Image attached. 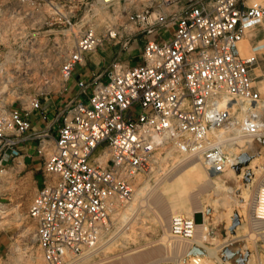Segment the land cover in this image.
Listing matches in <instances>:
<instances>
[{
	"label": "built area",
	"instance_id": "built-area-1",
	"mask_svg": "<svg viewBox=\"0 0 264 264\" xmlns=\"http://www.w3.org/2000/svg\"><path fill=\"white\" fill-rule=\"evenodd\" d=\"M93 2L115 22L100 27L94 14L76 22L63 9L48 13L46 0H0L1 28L16 34L20 17L31 29L51 26L62 38L73 36L57 77L45 79L38 96L66 92L86 55L104 44L117 47L116 58L100 72L75 82L74 97L50 123L53 136L47 130L29 134L28 115L41 110L39 98L20 100L16 108L0 100V172L20 168L19 148L30 139L42 161L41 187L27 215L44 264H66L95 250L156 155L173 149L219 175L238 164L223 149L224 137L264 135V101L251 76L264 44L246 55L240 48L247 30L264 24V0ZM134 58L139 62L126 63ZM41 118L46 120L44 112ZM249 217L253 230H264V190L256 193ZM193 222L173 216L169 233L189 238ZM196 256L192 263H201ZM213 263L225 264L224 255Z\"/></svg>",
	"mask_w": 264,
	"mask_h": 264
},
{
	"label": "rangeland",
	"instance_id": "rangeland-1",
	"mask_svg": "<svg viewBox=\"0 0 264 264\" xmlns=\"http://www.w3.org/2000/svg\"><path fill=\"white\" fill-rule=\"evenodd\" d=\"M46 1L48 13L55 8L63 9L76 22L91 14L95 15L92 21L100 27L105 23L115 22L110 11L96 5L93 0ZM261 1L248 0V3ZM182 3L180 1L177 5ZM19 20L16 34L10 31L11 28L0 26V62L5 69L0 75V100L10 108H16L20 100L27 103L33 98L43 100L56 95L53 91L42 96L37 94L45 79L57 77L60 59L74 45L73 36L70 34V37L62 38L58 33L59 28L49 26L31 29L26 26L24 18L19 17ZM263 29L264 24L256 30L263 33ZM45 31H48L47 37ZM166 31L162 29L161 34L167 35ZM241 44L243 51H247L248 45L244 41ZM141 45V41H137L136 51L141 50ZM115 50L110 47L99 54H95L99 50L91 53L93 55L88 63V70L98 73L101 58L110 60ZM246 54L248 53L245 52ZM132 61L134 64L139 62L136 58ZM252 78L264 101V49L259 52ZM66 96L64 94L60 98L65 101ZM237 134L224 137L226 143L223 149L237 158L238 164L231 169L232 174L227 170L223 174L210 176V185H204L196 198L183 200L182 208L176 206L173 193L176 197L180 195L186 198L196 183L183 177V181L172 182L171 185L167 179L177 168L192 160L204 167L198 160L173 149L156 155L152 167L135 180L132 200L112 216V227L99 246L82 256L67 259L66 264H100L103 260L101 258L108 259V263H117L122 257L138 253H146L139 264H193L195 255L201 256L199 264H214L220 254L224 255L225 264H264V230H253L249 217L256 193L264 190V135L249 137L240 132ZM18 170L20 169L5 170L7 173H3V178L0 179V203L3 204L0 235L4 237L0 248V264H43L35 240V224L27 215L36 193V185L32 179L23 177L22 174L18 176ZM156 194L162 195L166 207L172 209L167 214L165 224L158 220L156 211L150 204ZM164 194L168 195V201ZM128 208L131 209L127 210ZM177 212H186L187 217L194 219L196 237L205 239H179L182 249L179 253H170L167 249L168 237L170 241H178V238L169 233L168 225L170 218L176 216ZM235 218L238 219L236 227L240 224L242 227L231 230L230 226ZM158 248H161L160 255L152 252Z\"/></svg>",
	"mask_w": 264,
	"mask_h": 264
},
{
	"label": "crops",
	"instance_id": "crops-1",
	"mask_svg": "<svg viewBox=\"0 0 264 264\" xmlns=\"http://www.w3.org/2000/svg\"><path fill=\"white\" fill-rule=\"evenodd\" d=\"M260 26L247 30L243 38L244 44L248 45L247 51L245 50L246 53L250 52L251 47L264 44V29H263V33L258 32L256 30ZM241 46H243V44H241ZM241 46H240L241 51L245 55V52L243 51ZM110 47H112L113 50L114 48L116 49L112 56L113 58H111L108 61H106L107 59L104 60L103 58H101V60L99 61L101 63V67L98 72H100L101 68H103L106 64H108L109 62H111L112 60L116 58L117 47L111 44H104L99 49V51L95 53V54H99L101 52H105L106 49ZM92 55L93 54L91 53L86 55V66H80V65L75 66L72 72V75H71V79L68 84V89L66 92L58 93L54 95L53 97H48V98H44L43 100H40L41 110L30 111V114L28 115V118L31 124V131L29 132L30 135L41 133L44 130H47L48 133L52 136L55 135L56 129L54 128V126L52 125L50 126V123L52 119L56 116V114L61 110L62 105L66 103L69 99L74 97V94L76 92L75 82L80 79L86 78L90 73L93 72V71L88 70V63L91 60L90 58ZM258 59H259V53L257 55V62H258ZM131 62L133 61L128 60L126 63L134 64ZM254 69L255 67L251 70V76H252V72L254 71ZM64 94H67L65 101L60 98ZM42 112L46 114V120H43L41 118ZM35 149H36V141L34 139H30L26 141L22 146H20L19 148L20 157L17 159L21 163V166L19 168L20 170L17 171V175L19 176L22 174L23 177L32 179L36 185V191H37L41 187L42 161L36 155ZM4 165H7V164H4ZM3 240H4V237L0 235V248L2 247Z\"/></svg>",
	"mask_w": 264,
	"mask_h": 264
},
{
	"label": "bare ground",
	"instance_id": "bare-ground-1",
	"mask_svg": "<svg viewBox=\"0 0 264 264\" xmlns=\"http://www.w3.org/2000/svg\"><path fill=\"white\" fill-rule=\"evenodd\" d=\"M99 2H102L103 0H98ZM104 1H107V0H104ZM223 132L222 131H220L218 134H217V136L219 137L221 134H222ZM226 142H225V140L223 139L222 140V145L223 144H225ZM229 144V143H228ZM230 146V145H229ZM229 146H228V148H229ZM227 150V149H226ZM231 151H232V149H231ZM187 162V161H186ZM182 163V162H181ZM178 170H176L175 171V173L172 175V176H168L169 178L167 179V181L168 182H170V184L172 183V182H176V181H179V180H181V181H183V179H181V178H183V177H185L186 178V180L187 179H189L191 182L193 181V182H195L196 183V186H193V188H192V190L188 193V195L186 196V198H183V197H180V195H178L177 197H176V195L173 193V197L174 198H176L175 199V202H176V206L178 207V208H182V206H183V200H192V199H194V198H196L197 196H198V194H199V192L202 190V188L204 187V185L206 186H209L210 185V182H212V180L210 179V176H212L213 174L212 173H210L207 169H204V168H202V167H200L197 163H195V161L194 160H192V161H189L188 163H184L181 167H179V168H177ZM230 172V174H232V172H233V170H230L229 171ZM3 173H7L5 170L4 171H1L0 172V179H2L3 178ZM172 174V173H171ZM216 176V175H215ZM184 178V179H185ZM249 181H250V178H247ZM209 184V185H208ZM212 184V183H211ZM172 185V184H171ZM194 185V184H193ZM195 187V188H194ZM184 188V187H183ZM182 188V189H183ZM154 189V188H153ZM181 189V190H182ZM160 190V189H159ZM158 190V191H159ZM180 191V190H179ZM179 191H177L178 193H179ZM183 191V190H182ZM139 192V191H138ZM155 192V191H154ZM181 192V191H180ZM176 193V192H175ZM184 193V192H183ZM167 194V193H166ZM151 195H153L152 194V192H151ZM164 196H167V198H166V200L168 201V195H165L164 194ZM185 197V196H184ZM152 198V197H151ZM170 198V197H169ZM173 198V199H174ZM172 199V201H174ZM165 200L162 198V195L160 196V195H155L152 199H151V202H150V204H151V206H152V208L154 209V211H156V216L158 217V220H160L161 221V223H163V224H165L166 223V221H167V214H169L170 213V210H172V209H168L167 207H166V205H165ZM130 207V206H129ZM170 208V207H169ZM171 208H173L174 209V206H171ZM176 208V207H175ZM129 209H131V208H128L127 210H129ZM190 212V214H191V211H189ZM193 212V211H192ZM155 213V212H154ZM188 213V212H187ZM176 215V214H175ZM187 215L188 214H186V212H177V215L176 216H179V217H184V218H187L188 220H190L191 218H189V217H187ZM193 218V217H192ZM193 221H194V219H193ZM242 227V225L240 224L239 226H237L236 227V229H238V228H241ZM196 224H195V221L193 222V225H192V231H191V233L192 234H188V236L187 237H189V238H186L185 240H196V239H202V237H200V236H197L196 237ZM203 229H205V227L203 228ZM236 229H235V231H236ZM234 231V232H235ZM263 233V232H262ZM168 237V236H167ZM171 237V236H170ZM262 237V236H261ZM178 238V241H176V240H172V241H170V238L168 237V244H167V249H168V251L170 252V253H176V252H178V251H180V249H182V246H181V242H179V239H182V238H179V237H177ZM185 242V241H184ZM199 244H201V243H199ZM184 245H186V244H184ZM152 251V250H151ZM149 252V251H148ZM153 253H155L156 255H160V252H161V248H158V249H153V251H152ZM169 252H167V253H169ZM162 253V252H161ZM179 253V252H178ZM145 255H146V253H138V254H136V255H132V256H127V257H122L120 260H119V262H117V263H108V259H104V258H101V259H103L102 260V262H100V264H139V262H141L143 259H144V257H145ZM152 255V254H151ZM171 255V254H170ZM177 255L178 254H176L175 256V258H177ZM102 256V255H101ZM172 256V255H171ZM173 256H174V254H173ZM102 257H104V256H102ZM196 257H201V256H199V255H197ZM42 258V257H41ZM164 259H165V257H164ZM167 260H168V257H167ZM162 261H164V260H162ZM170 261V260H169ZM172 261V260H171ZM42 262H43V259H42ZM171 263V262H170ZM43 264H44V262H43Z\"/></svg>",
	"mask_w": 264,
	"mask_h": 264
},
{
	"label": "water",
	"instance_id": "water-1",
	"mask_svg": "<svg viewBox=\"0 0 264 264\" xmlns=\"http://www.w3.org/2000/svg\"><path fill=\"white\" fill-rule=\"evenodd\" d=\"M237 224H238V219L235 218V219L232 221V224H231V226H230V229L233 230V229L236 227Z\"/></svg>",
	"mask_w": 264,
	"mask_h": 264
}]
</instances>
